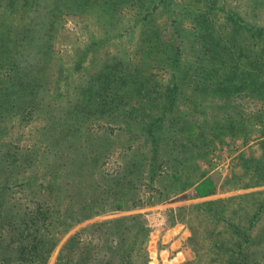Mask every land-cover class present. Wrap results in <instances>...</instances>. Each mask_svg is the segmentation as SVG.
Wrapping results in <instances>:
<instances>
[{
    "label": "trees",
    "instance_id": "1",
    "mask_svg": "<svg viewBox=\"0 0 264 264\" xmlns=\"http://www.w3.org/2000/svg\"><path fill=\"white\" fill-rule=\"evenodd\" d=\"M245 1L242 13L233 8L179 10L175 0H79L83 10L94 11L104 41L122 25L116 35L129 39L139 27V44L132 56L121 49L116 57L101 60L95 76L76 87L69 106L59 105V98L53 102L54 112L49 110L39 128L41 137L33 151L27 148L30 154L6 152L0 158L2 163L7 157L8 169L20 163L24 175L36 171L23 178L0 169V175L6 174L0 176V264H46L61 238L93 217L162 204L192 188L200 197L215 193L200 165L209 164L213 145L225 137L246 143L257 124L264 130V0ZM19 2L20 7L35 8L33 21L16 35L0 24V58L10 65L8 71L17 57L34 60L20 70L24 80L18 86L25 102L40 96L46 100L51 80L57 84L59 78L45 75L41 57L53 52L60 12L47 5L52 0ZM162 14L164 23L156 25ZM126 16L132 25L123 24ZM182 28L195 36L190 48L180 35ZM185 52L195 58L184 61ZM143 63L149 76L139 68ZM151 70L163 72L166 84L151 78ZM40 104L44 110L45 103ZM250 105L257 108L250 110ZM255 170L254 185L233 190L264 185V161ZM14 187H34L36 199L28 206L9 202ZM242 198L181 207L172 211L171 219L187 224L192 239L215 237L214 248L208 250H216L215 259L222 264H245L244 244L250 242L249 232L264 204L249 213L248 226L241 230L232 227L227 211ZM137 218L92 226L115 235V251L106 246L97 252L71 239L57 264H146L142 245L147 229ZM132 228L135 236L128 240ZM232 231L236 241L231 243L227 235Z\"/></svg>",
    "mask_w": 264,
    "mask_h": 264
},
{
    "label": "rangeland",
    "instance_id": "2",
    "mask_svg": "<svg viewBox=\"0 0 264 264\" xmlns=\"http://www.w3.org/2000/svg\"><path fill=\"white\" fill-rule=\"evenodd\" d=\"M52 2L47 5H51L55 13L60 12L61 17L55 23L56 32L52 39L53 52L49 54L48 58L41 57L44 60L41 65H44L45 75L55 80L59 78V83L56 84L54 80H51L45 92L46 100H41L40 96L31 100L30 103L29 101L25 102L26 97L23 96L18 84L24 80L20 70L30 59L26 57H17L16 61L11 59L14 69L8 71L10 65L0 58V158L6 152L16 153L17 157H20L21 154H30L27 152V148L32 150L34 143L41 137L42 132L39 128L45 125V116L49 115V110L54 112L53 102L59 98V105L69 106L67 101L73 98L74 91L77 92L76 87L83 84L90 75L95 76L94 70L101 60L108 59L107 57H116L121 49H127L126 54L132 56L131 50H136V45L139 44L137 42L140 37L139 27L133 32V38L129 39L125 35L122 37L116 35L122 26L117 25L113 28L115 32L111 33L114 34L113 37L104 41L102 25L94 11L83 10L79 0H59L55 3L52 0ZM209 2L208 0H175L176 8L179 10H231L233 8L242 13L241 10H246L245 0H214L213 4ZM222 2H225V6L222 5ZM21 5L19 0H0V24L11 27L14 30L13 33H19L22 28L30 26L34 18L35 8L20 7ZM187 13L188 11L185 16L188 21L190 19L187 18L189 16ZM156 18V25H162L166 16L162 14V17L158 15ZM127 22L130 25L133 24L130 16L123 18V24ZM180 31H183L180 35L188 40L185 46L190 48L194 45L195 36L192 31L187 28H182ZM138 48L140 49L139 46ZM194 56L193 53L185 52L183 60L188 61L195 58ZM131 60L135 63V59ZM30 61L33 64L34 60ZM186 65L191 68L187 62ZM186 67L184 69H187ZM139 68L146 71L149 76L147 63H143ZM150 75H152L151 78L154 75L156 77L154 80L162 83L161 85L166 84V76L160 70H151ZM72 83H75L76 86H73ZM159 96L160 94L155 97ZM27 98L29 99V97ZM143 98L146 99V97ZM41 102L45 103L44 110H41ZM256 108L253 105L249 107L250 110ZM263 131L262 125L257 124L250 130L251 133L246 143H243L239 137H225L213 145V151L209 155V164H200L201 170L207 172L205 178L215 184L216 191L213 195L200 197L195 188H192L162 204L114 212L84 220L76 224L61 238L46 264H57L62 251L65 255L64 248L71 239L81 246L92 247L97 252H103L106 246L111 249V252L115 251L117 244L115 235L105 234L100 228L93 227L106 221L130 216H138V221L147 229V237L142 245L146 264H222L215 259L216 250H208L210 246L212 249L214 248L216 238L211 237V241H207L205 238L192 239V233L187 224L175 221V219L172 221V211L210 200L232 197L237 199L240 196L243 197L242 200H234L229 205L227 213L228 216L231 215L232 227H240L241 230H245L248 226L249 213L258 204H264V185L233 189L236 185L252 186L258 180L255 176V168L258 162L264 161ZM6 158H4L5 162L0 163V169L12 170L15 174L21 173L23 178H29L28 176L35 174L36 171L29 170L24 175L20 163L19 165L16 163L8 169L6 162L9 161H6ZM0 176L3 177L6 174ZM233 176L236 178L231 179ZM33 190L34 187L30 190L14 187L8 200L17 206H28L30 200L36 199L33 196ZM131 230L127 236L128 240L135 236V229ZM233 231L227 235L228 241L231 243L236 241ZM249 237L250 242L244 244L245 257L243 256V260L245 259L247 264H264V206L258 214L254 227L249 232ZM136 246H139L137 241ZM207 251L211 254L207 255ZM139 264L141 263L139 262Z\"/></svg>",
    "mask_w": 264,
    "mask_h": 264
}]
</instances>
